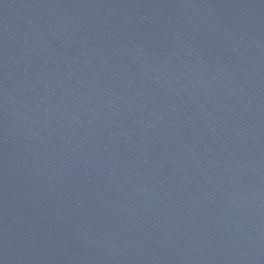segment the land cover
I'll return each mask as SVG.
<instances>
[{
	"label": "water",
	"instance_id": "obj_1",
	"mask_svg": "<svg viewBox=\"0 0 264 264\" xmlns=\"http://www.w3.org/2000/svg\"><path fill=\"white\" fill-rule=\"evenodd\" d=\"M0 264H264V0H0Z\"/></svg>",
	"mask_w": 264,
	"mask_h": 264
}]
</instances>
